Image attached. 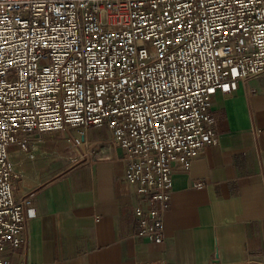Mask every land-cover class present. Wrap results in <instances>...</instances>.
<instances>
[{"label": "built area", "instance_id": "built-area-1", "mask_svg": "<svg viewBox=\"0 0 264 264\" xmlns=\"http://www.w3.org/2000/svg\"><path fill=\"white\" fill-rule=\"evenodd\" d=\"M262 74L264 0H0V264L35 213L11 145L34 157L33 133L78 128L80 144L108 124L142 199L134 235L162 241L173 162L218 139L213 93Z\"/></svg>", "mask_w": 264, "mask_h": 264}, {"label": "crops", "instance_id": "crops-1", "mask_svg": "<svg viewBox=\"0 0 264 264\" xmlns=\"http://www.w3.org/2000/svg\"><path fill=\"white\" fill-rule=\"evenodd\" d=\"M212 105L218 139L189 167L173 162L162 241L134 235L142 199L108 124L80 144L78 128L33 133L34 157L11 145L16 195H32L35 213L24 245H6L10 263L264 264V74L234 93L217 89Z\"/></svg>", "mask_w": 264, "mask_h": 264}]
</instances>
